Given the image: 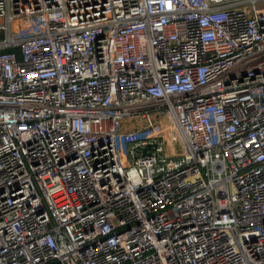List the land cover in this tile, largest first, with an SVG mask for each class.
Wrapping results in <instances>:
<instances>
[{
    "label": "built area",
    "instance_id": "built-area-1",
    "mask_svg": "<svg viewBox=\"0 0 264 264\" xmlns=\"http://www.w3.org/2000/svg\"><path fill=\"white\" fill-rule=\"evenodd\" d=\"M0 264H264V0H0Z\"/></svg>",
    "mask_w": 264,
    "mask_h": 264
},
{
    "label": "rangeland",
    "instance_id": "rangeland-1",
    "mask_svg": "<svg viewBox=\"0 0 264 264\" xmlns=\"http://www.w3.org/2000/svg\"><path fill=\"white\" fill-rule=\"evenodd\" d=\"M140 127V123L139 122H135V124H131V125H129L128 127H125V129H127V131H133V130H137L138 128Z\"/></svg>",
    "mask_w": 264,
    "mask_h": 264
},
{
    "label": "water",
    "instance_id": "water-1",
    "mask_svg": "<svg viewBox=\"0 0 264 264\" xmlns=\"http://www.w3.org/2000/svg\"><path fill=\"white\" fill-rule=\"evenodd\" d=\"M148 148H150V147H148ZM145 152H147V149L145 150Z\"/></svg>",
    "mask_w": 264,
    "mask_h": 264
}]
</instances>
